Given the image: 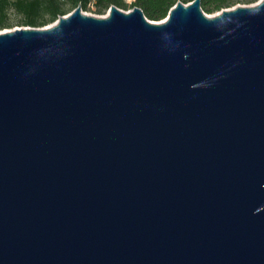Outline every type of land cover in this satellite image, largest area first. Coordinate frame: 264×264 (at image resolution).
Returning a JSON list of instances; mask_svg holds the SVG:
<instances>
[{"label":"water","instance_id":"obj_1","mask_svg":"<svg viewBox=\"0 0 264 264\" xmlns=\"http://www.w3.org/2000/svg\"><path fill=\"white\" fill-rule=\"evenodd\" d=\"M199 2L0 32V264H264V0Z\"/></svg>","mask_w":264,"mask_h":264},{"label":"trees","instance_id":"obj_2","mask_svg":"<svg viewBox=\"0 0 264 264\" xmlns=\"http://www.w3.org/2000/svg\"><path fill=\"white\" fill-rule=\"evenodd\" d=\"M176 1L187 3L191 0H0V29L8 28L12 23L17 25L41 27L65 15L76 6L102 14L110 5L128 10L133 6L141 9L143 15L150 20H160L167 14ZM256 0H200L199 6L204 13H213L235 4H249ZM17 14V20H10L8 11Z\"/></svg>","mask_w":264,"mask_h":264},{"label":"rangeland","instance_id":"obj_3","mask_svg":"<svg viewBox=\"0 0 264 264\" xmlns=\"http://www.w3.org/2000/svg\"><path fill=\"white\" fill-rule=\"evenodd\" d=\"M130 0H125V2H129ZM238 4V3H237ZM237 4H235V5H237ZM235 5H233V6H235ZM89 9L88 10H81L82 11V13H85V14H88V15H94V16H104L105 14H106V12L108 11V8L106 9V10H104V12L102 13V14H96V13H94L93 11H92V9H93V6H91V5H89V7H88ZM218 11H215V12H213V13H206V15H208V16H210V15H213V14H215V13H217ZM8 16H9V18H10V20H17V14H15V12H13L12 10H9L8 11ZM49 24H46V25H44V26H41V27H46V26H48ZM21 26H23V25H17V23H12V25H10V27H8V28H2V29H0V32H2V31H6V30H11V29H14V28H17V27H21ZM24 27H26V26H24Z\"/></svg>","mask_w":264,"mask_h":264}]
</instances>
